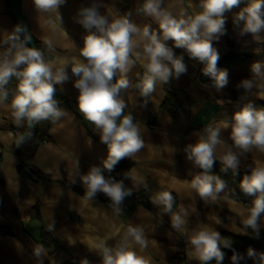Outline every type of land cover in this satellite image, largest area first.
<instances>
[{"label":"crops","instance_id":"obj_1","mask_svg":"<svg viewBox=\"0 0 264 264\" xmlns=\"http://www.w3.org/2000/svg\"><path fill=\"white\" fill-rule=\"evenodd\" d=\"M93 2L66 0L58 9L60 21L56 12L38 11L33 0H20L33 38L44 45L45 60L55 68H67L69 80L57 88L68 103L60 105L66 114L55 123L51 121L47 126L36 123L29 128L25 122L18 127L11 108L17 80L6 85L8 100L0 103V264H83L85 260L88 264H102L95 248L100 243L112 249L126 246L143 257L147 264H200L194 257L190 237L201 226L221 234L222 249H226L223 248L226 241L233 246L225 235L254 238L251 229H245L242 224L254 197L237 199L225 187L216 202L206 204L190 187L192 178L201 172L187 159L185 152L186 146L197 139L194 133L214 124L221 127L224 142L217 148L216 162L221 163L219 157L226 145L239 155L238 172L250 173L251 168L264 164V151L252 147L240 154L241 150L232 143L231 130L222 127L225 119H231L233 113L246 104L264 108V86L254 88L251 94L238 88L241 80L252 77L253 63L264 64V39L256 42L251 36L241 37L232 23L236 13L247 6L249 0H242L239 8L226 13V35L214 42L220 53L218 67L224 57L247 56L243 62L224 68L228 70L229 83L220 92H216L209 78L202 74L201 62L190 58L185 49L175 48L173 41L168 40L166 44L175 54L183 56L187 74L179 79L173 77L166 84L157 83L144 102L135 82H142L146 61L142 56L137 58L135 53L131 55L133 63L125 74L130 86L121 91L120 97L126 105L123 115H131L139 125L144 147L132 157L120 160L113 171L104 169L105 177L119 175L116 180L131 190L119 210L103 193L87 198L80 180L91 166L101 167L108 153L94 125L79 111L78 90L73 86L77 77L71 73V66L84 59L80 49L87 35L77 22L78 12ZM95 2L104 5L100 11L110 18L130 12V19L138 26L150 25L159 33L156 22L141 11L143 0ZM162 7L177 17L181 13L193 15L198 10V0H162ZM16 25L9 0H0V42ZM261 36L264 37V33ZM134 39L140 40L139 37ZM4 47L6 45L0 43V52ZM134 51L142 53V45ZM119 78L117 72L114 80ZM168 93L173 94L179 104L174 117L162 108ZM26 127L40 130L32 137L37 144L29 159V180H24L17 172V141ZM15 128L21 130L19 135L13 133ZM39 134H42L40 139L46 141L37 142ZM128 162L132 166L126 167ZM161 191H169L175 197L173 212L180 213L186 221L180 230L172 227V213H166L163 205L153 203ZM130 226L143 229L146 246L128 235ZM42 229L55 245L51 254L41 245ZM261 231H264V222ZM38 247L41 248L39 256L35 254ZM226 264H233L231 258ZM237 264L255 262L246 255Z\"/></svg>","mask_w":264,"mask_h":264},{"label":"clouds","instance_id":"obj_2","mask_svg":"<svg viewBox=\"0 0 264 264\" xmlns=\"http://www.w3.org/2000/svg\"><path fill=\"white\" fill-rule=\"evenodd\" d=\"M66 0H33L38 11L56 12L61 21L58 9ZM242 0H198V10L193 15L181 13L179 17L162 7V0H143L141 11L152 18L159 33L153 31L150 25L142 28L131 19V13L110 18L100 11L103 4L94 2L78 12L77 22L87 31L84 37L80 55L84 58L71 66V73L77 77L73 86L78 90V108L83 117L91 122L100 142L107 145V158L103 161V169L109 172L126 157H132L144 147L139 125L131 115H123L125 103L120 97L122 90L130 86L126 73L133 61L131 55L145 59L144 78L138 85L141 95L149 96L157 83L166 84L171 78L179 79L187 74V65L183 56L176 55L174 49L166 44L171 40L175 48H183L190 58L197 59L203 65L202 74L209 78L211 87L216 92L225 89L229 83L227 69L218 67L220 53L214 46L221 36L226 35L227 16L234 8H239ZM241 37L251 36L256 42L264 37V0H249L247 6L238 11L232 21ZM95 29V31H92ZM24 34V39L21 35ZM139 37V42L134 39ZM31 36L27 34L26 26L16 25L2 42L4 50L0 52V103L8 100L5 90L9 81L17 80L16 92L11 99L14 121L16 125L32 128L42 120L53 123L60 120L66 113L55 97L56 86L69 80L66 67L55 68L44 58V53L29 47ZM142 53L134 51L141 47ZM51 45L49 44V47ZM117 72L120 78L115 79ZM252 77L239 82L238 88L251 94L254 88L264 86V64L255 62L251 66ZM208 87V85H204ZM223 129L231 130V140L240 154L252 147L264 151V108L257 109L253 104L244 105L233 113L231 119H225ZM197 139L186 146L187 159L194 166L203 170L190 182V187L206 204L216 202L226 183L219 176L209 174L215 163L218 146L224 144L221 139V127L209 124L201 132L194 133ZM27 138H31V133ZM26 137L17 141V147L25 142ZM223 167L238 174L239 155L225 145L223 155L219 157ZM103 169L91 166L86 174L80 176L87 198H93L98 192L108 197L112 204L119 206L131 190L126 189L122 181L113 177H105ZM240 190L245 196L254 197L242 224L245 229H251L255 237L259 236L261 223L264 222V164L251 168L240 182ZM154 204L163 205L166 213H172V227L180 230L186 223L184 217L173 212L174 198L171 192L161 191L153 199ZM187 215V212L184 213ZM247 234V233H245ZM128 235L136 243L146 246L143 229L129 227ZM221 234L207 226H201L190 237L193 254L200 264H223L225 252L220 245ZM102 258V264H147L126 246L116 249L105 244L95 245ZM223 248L233 252L231 260L237 264L242 259L229 242ZM41 248L35 250L40 255ZM247 256L253 261L264 264V253L254 249L247 250ZM88 264V261H83Z\"/></svg>","mask_w":264,"mask_h":264},{"label":"trees","instance_id":"obj_3","mask_svg":"<svg viewBox=\"0 0 264 264\" xmlns=\"http://www.w3.org/2000/svg\"><path fill=\"white\" fill-rule=\"evenodd\" d=\"M24 34L21 35V39L23 38ZM35 44L37 46V49L41 50L44 53V45L40 44L39 42L35 41ZM247 56H227L224 57L220 64L219 67L222 68H227L231 66L234 63L238 62H243ZM16 78L13 77L10 81H15ZM141 83L140 80H137L135 82V87L137 92L139 93L140 97L142 100L145 102L146 97L141 95V89L138 87V85ZM55 97L59 102V105L67 104V100L63 97L61 92L56 86V92H55ZM162 108L169 113L171 117H174L178 108L179 104L174 97L173 94L168 93L167 98L162 104ZM51 122V120H42L39 123L48 125ZM37 129H39L37 127ZM40 131V130H38ZM37 130H30L29 128H25L23 137H26L25 142L21 144L17 150V156L19 159V166L17 169V172L19 175L24 179V180H29L28 178V173L27 170L29 168V159L33 155L36 147V142L32 141V137L36 135L38 132ZM42 132V131H41ZM31 133V138H27L28 134ZM43 134V133H42ZM42 134H39L37 137V142L41 140ZM43 139V138H42ZM132 166V163H126V167ZM223 165L221 163H218L215 161L212 169L209 171V174L211 175H216L219 176L222 180L225 181L226 187H228L231 192L233 197L237 199H246L248 196H245L241 190H240V182L243 179L245 175H249L250 173H243V172H238V174H234L231 169H229L227 172L221 171V168ZM103 169V165L101 166ZM201 174H203V170L200 169ZM103 173H106V171L103 169ZM115 179H119L120 176H113ZM174 198V203H173V209L172 211L175 210L176 208V201L175 197ZM231 242H232V249L235 250V252L242 257V259H245L247 255V250L249 248L254 249L257 253H262L264 252V231H261L258 237L250 238V237H236L232 235H225ZM40 242L41 245L48 251V253H53L55 251V245L50 237V235L47 233L45 229H42L41 234H40ZM225 252V258L223 260V264H226L227 260H229L233 252L230 249H222ZM211 264H216V262L213 260Z\"/></svg>","mask_w":264,"mask_h":264},{"label":"water","instance_id":"obj_4","mask_svg":"<svg viewBox=\"0 0 264 264\" xmlns=\"http://www.w3.org/2000/svg\"><path fill=\"white\" fill-rule=\"evenodd\" d=\"M9 6H10L11 14L14 17L15 22L19 25L26 26L27 34L30 35L32 38L31 43L28 46L37 48V46L35 44V39L33 38V35L29 29V25L27 23V20L21 11L20 0H9ZM23 38H24V36H23Z\"/></svg>","mask_w":264,"mask_h":264},{"label":"built area","instance_id":"obj_5","mask_svg":"<svg viewBox=\"0 0 264 264\" xmlns=\"http://www.w3.org/2000/svg\"><path fill=\"white\" fill-rule=\"evenodd\" d=\"M203 129H204V128H203ZM13 133H15L16 135H19V134L21 133V130L15 128V129H13ZM44 141H46V139H41V142H44Z\"/></svg>","mask_w":264,"mask_h":264}]
</instances>
